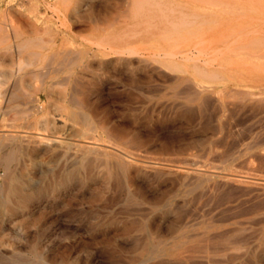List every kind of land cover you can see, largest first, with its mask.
I'll list each match as a JSON object with an SVG mask.
<instances>
[{"label":"bare ground","instance_id":"1","mask_svg":"<svg viewBox=\"0 0 264 264\" xmlns=\"http://www.w3.org/2000/svg\"><path fill=\"white\" fill-rule=\"evenodd\" d=\"M85 3L92 11L89 18L93 21L106 19L102 11L107 7L124 6L102 26L105 37L96 43L95 49L92 48L94 53L116 56L115 60L125 66L132 64L130 58L135 57L138 69L165 70L177 74L178 78L182 77L187 84L181 90L169 93L167 100L156 99V106L151 105L148 111L134 106L133 99L137 95L126 92L125 116L134 123L133 127L114 123L106 129L101 127L100 131L90 122L85 111L80 113L82 123L78 125L76 119L77 123L66 125L63 121L66 116L60 113L62 110L59 113L48 112L40 103L41 97L37 91L35 95L32 93L34 96L24 91L21 80L15 76L20 69L17 72L14 69L0 71V164L5 172L0 186V218L11 222L16 212L29 217L34 208L44 211L48 207L49 197H60L57 192L61 189L69 194L83 187L92 190L102 188L111 194L107 202L123 201L126 210L123 217L111 218H102L97 212H91L93 216L85 222L86 231L93 233L91 238L98 246L89 251L81 238L79 245L82 252L77 264H228L227 249L231 234L234 236L238 231H243L239 226L229 225V216L233 215L228 212L233 207L228 196L232 191L234 197L236 193L252 191L260 195L264 193V179L260 176L263 181L256 179L260 181L256 182L253 177L233 173L231 169L228 171L224 166L213 163L215 158H211V154L213 156L215 150L211 152L214 145H211L208 136L212 123L210 126L207 124V110L211 108L222 113L228 109L236 112L248 100L250 108L264 105V13L245 10L242 0H87ZM78 17L80 21H86L84 13L78 12ZM11 28L5 25L0 27L3 40L10 38L11 31L17 38L22 35L15 26ZM35 29L41 31V28ZM44 30L52 31L53 42L59 38L76 39L74 32H62L58 28H51L48 23ZM34 38L19 40L18 49L21 50ZM90 50L87 47L76 51L71 64H80L85 55L91 53ZM33 60L21 63L23 66L32 65L29 71L35 76H41L44 72L49 79L54 77L46 69L42 70L45 66L40 60ZM12 75L15 77L10 81ZM53 81L46 79L38 86V91L49 97L48 87L56 86L52 84ZM242 84L249 89L243 91L238 88ZM76 89V95L69 100L73 102V99V104L83 109L88 104L87 99L79 98L77 91L80 90ZM224 95H232L233 100L234 95L236 98L238 96L240 101L237 99L239 102L233 101L231 105V102L224 101ZM153 97L144 98L149 101ZM140 102L143 104L146 100ZM31 106L33 113L28 114H32V120L26 118V114L20 116L21 112L13 118L5 116L4 108L14 107L23 112ZM154 111L162 115V121L172 122V129L189 130L188 144L199 142L201 153H184L179 139L168 141L163 137H158L151 153L139 150L146 136L141 126L154 121ZM12 112L9 111L10 114ZM56 116L63 118L61 124L56 121ZM195 121L203 123L198 126ZM196 126L198 138L193 135ZM219 128L220 124L215 125V130ZM130 135L132 138H126ZM227 135L230 136L229 133ZM218 153L216 157L222 161L221 157L226 153ZM259 157L264 160V154L260 153ZM47 158L57 161V173L55 168L46 166ZM45 187L49 189L46 191ZM105 191H99V194ZM2 229L4 226L1 224ZM25 229V224H15L8 232L7 239L2 237L5 240L1 241L0 246H8L10 241L25 240L26 250L0 252V264H55L49 254L51 244L40 243L39 234L31 235ZM239 236L243 238L241 232Z\"/></svg>","mask_w":264,"mask_h":264},{"label":"rangeland","instance_id":"2","mask_svg":"<svg viewBox=\"0 0 264 264\" xmlns=\"http://www.w3.org/2000/svg\"><path fill=\"white\" fill-rule=\"evenodd\" d=\"M86 1L87 0H0V27L5 25L12 30L11 27L13 25L22 33V35L17 38L13 36V33L11 31V35L9 36L10 38L8 40H3V32H0V71L4 69L6 71H11L10 69H12L13 71L14 69L17 72L20 69L18 71V74L15 73V76H18L19 81L21 80L20 83L23 84L24 91L28 93L29 96L30 94L31 96H34V92L37 91V93H39L41 97L40 103L44 105L45 109L48 112L59 113L62 110L60 113H63L66 116V120H63V118L56 116V118L58 117V120L56 119V121L59 124H61V120H63L65 121L66 125L70 126L77 123L76 119H78L79 125L82 120L80 113H82V111H85L86 113H88L91 119L90 122L99 127L100 131H102V129H100L101 127H104L106 129L114 123H119L124 127H133L134 123L125 116L127 104V100H125L126 92H132L137 95V97L133 99L135 100L132 103L134 106H138L137 108L148 111V109H151L152 106H156L154 105L156 99L167 100L172 92L181 90L186 86L187 82L186 80H183L182 77H176L177 74H173L170 72L168 73L165 70H140L136 67L135 57L130 58L133 61L132 64L125 66L121 62L115 60L116 56H111V54L103 55L94 53L95 50H92V48L95 49L96 43L100 42L105 37L102 26L107 23L108 19L110 20L114 16H116L124 6L122 5L121 7L116 8L107 7L104 9V11H102L103 14H105L107 20L103 19L102 21H93L89 18V15L92 13V11L85 3ZM263 2L264 0H242V8L248 11L256 10L264 13ZM78 12L85 14V22L80 21ZM46 23H48L51 28H58L62 32L64 30L70 31L72 34L74 32V34L76 35L75 41H71L68 38H59L56 42H53L51 40L52 31H43ZM36 27H38V29L41 28V31L40 29L37 31L35 29ZM26 37L35 38L32 40L30 39V41H28L26 45L21 47V50L18 49L17 42ZM41 38L43 40H41ZM47 38L49 40H47ZM33 42L38 43L33 44ZM87 47L91 48V53L85 55L83 61H81L80 64H71L70 60L72 61V58H75V56L77 55L76 51ZM34 54L37 57H33ZM66 58L69 60H66ZM33 59L40 60L43 66H47L46 68L43 67L42 70L45 71L46 69V72H51L50 74L54 75V77L52 79H49L47 76H44V72L41 74V76L40 74H37L35 76L34 73L29 71L32 68V65L26 64L29 66H23L22 63H26L25 60L29 62ZM86 64L88 65L86 66ZM20 65H22L23 68H19ZM130 66L132 68H130ZM26 71L27 74L25 73ZM15 76L12 75L10 81ZM42 76H44L45 78L42 79ZM39 77H41L42 80H38ZM164 77H167L168 79L166 78L165 80ZM46 79H48L49 82L51 80H56L55 82H52V84H56V86H54L55 88H51V86H49V89L48 87V91H50L49 97H46L42 92L38 91V86H40L41 83ZM57 81L59 84L56 83ZM35 84L37 87L35 86ZM60 84H63L61 85L62 87L60 86ZM138 84H140L141 86ZM174 84H176L175 87ZM147 86L149 88H147ZM76 88L80 90V92L77 91V96L79 98L87 99L88 104L83 109L76 104H73L75 102L73 99V102H70L69 100L72 98V95H76ZM238 88L242 89L243 91L249 89L246 84H242V86H239ZM252 90L256 91V89L254 88ZM32 93L34 95H32ZM143 96L154 97L148 101V99H145ZM234 98L235 99L233 100L232 95L223 96L224 101H228L229 103L231 102V105L233 101H235L234 103L240 101V97L238 99V96L236 98V96L234 95ZM143 99L146 100V103L140 104V101ZM248 102L249 100L245 101V105L242 104L243 106H241V108L236 112H232L228 109L224 110L222 113H218L217 111L215 112V110L211 108L209 109V111L207 110V115L211 120L210 121L208 119L207 124L210 126V123H212V127L210 126L211 128L209 127L208 130V136L212 142L211 145L215 146L217 141V144L220 143L218 146L216 144V148L212 146L213 148L211 152L213 153V151L215 150L219 152L218 154L223 155L224 153H226L223 155L224 157H221L222 161H220V158L218 159V157H216L217 152L215 151L214 153H216V155L213 153V156L215 157H213L211 154V158H215L213 160L214 164L224 166L228 171L231 169L230 171L233 173L239 172L238 174L241 173L244 176L253 177V180L255 179L256 182H260L264 179V162H262L264 160L260 159L259 157L260 153L264 154V105H262V107L258 106V108H250V106L247 104ZM157 106L160 107L161 105ZM29 108L27 109L31 111H23L25 112L24 114L22 111H19L14 107L4 108L6 110L5 116L8 118H13L15 116H19L22 113L20 116L24 117V115L26 114L25 117L29 120H32V114L28 113H33V108L32 106ZM9 111H13L12 114L15 113L14 116L10 114ZM230 111L232 113H229ZM209 114L211 115V117ZM68 116L69 118H67ZM152 116L154 119L152 123L141 126V129L144 133H146V136L143 137V143L142 146L139 147V150L149 151L151 153L155 149V144L158 140V137H163L168 141L171 139H179L180 144L182 143L181 151L184 153H194L196 155L201 153V151H199L201 149L199 142L198 144H188L189 135L191 134L189 130L172 129L170 127L172 125V122H170L169 120L162 121V115L158 114L157 111L152 112ZM157 116H159V118ZM157 118L159 119V121H157ZM129 122L132 126L129 125ZM98 123H100L99 126ZM177 123H180V121H177ZM194 123L200 126L203 122L200 123V121H195ZM126 124H128L129 126ZM218 124L221 125V128L215 130V125L217 126ZM198 126H196L197 130H195L193 133L194 137L196 138L199 137ZM225 131L228 132L226 133ZM228 133L230 134V136L227 135ZM126 138L130 139L132 138V135L126 136ZM219 138L220 140H218ZM219 141L223 142L221 143ZM257 152L259 153V155H257ZM51 160L54 163L51 162ZM56 162L54 158H50L48 159V163L46 164V166L55 168L54 170L57 173L59 171V165L56 166ZM235 170L236 172H234ZM4 174V168L0 164V186L5 178ZM260 176L263 179H261ZM256 179H260V181ZM48 189V187H45L46 191ZM99 191L105 190L102 188L99 190H92L87 187H83L67 194V192H64V190L61 189L59 192H57L61 195L60 197H49L48 207L44 211L34 208L33 211L31 210V215L29 217L23 216L21 212H16L11 217V222H5L4 220H2V218H0V225L2 224V226H4V229L0 230V243L1 241L5 240L3 238H5L6 236L8 237V232L12 231L15 224L23 223L26 226L25 231L27 233L31 235H40V243L51 244L52 249L50 248L49 254L51 255V257H53L55 264H77V259L82 252L79 245L81 238L85 240L87 245L86 249H88L89 251H93L94 248L98 246V244H96V242L91 238L93 233L86 231L85 222L90 220L93 216L91 212H97L102 218H111L115 216L123 217V212L126 210L123 201L115 200L114 202L109 203L107 202V200H110L109 198H111L110 192L108 193L105 191L104 193L99 194ZM231 193H234V191H232ZM247 193L242 192L239 194H234L237 198H235L232 194H229L228 196V201L232 205V207H237L234 210L233 208H231L228 212L230 214L232 213L233 215L229 216V225L231 227L239 226L244 232L238 231L239 233H237V235H240L241 232V237L243 236V238H239V235L237 236L236 234H234L233 236V234H231L232 237H230L231 239L229 241L227 249V256L229 262L230 260L232 261L231 264H264V193H260V195L254 193V191L248 194ZM233 198L235 200H233ZM230 200H232V202ZM238 203L240 204V206H238ZM238 209L240 210L239 215ZM1 210L2 205L0 203V211ZM233 212L236 215H234ZM242 220L245 221V223ZM237 221L241 223L236 224ZM29 224L31 225V227H29ZM242 232L244 234H242ZM233 237L236 238L234 239ZM25 245V240L17 242L10 241V245L0 246V252L8 253L10 251L18 250L25 251ZM66 246L68 247L66 248ZM58 256H60L59 259ZM229 262L228 264H230Z\"/></svg>","mask_w":264,"mask_h":264}]
</instances>
